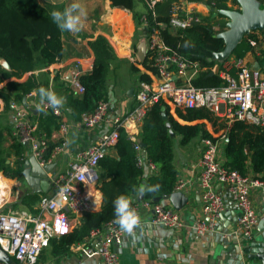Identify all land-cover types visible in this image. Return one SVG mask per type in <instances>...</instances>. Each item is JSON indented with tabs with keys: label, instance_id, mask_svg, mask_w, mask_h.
<instances>
[{
	"label": "built area",
	"instance_id": "1",
	"mask_svg": "<svg viewBox=\"0 0 264 264\" xmlns=\"http://www.w3.org/2000/svg\"><path fill=\"white\" fill-rule=\"evenodd\" d=\"M164 1L142 0L146 12L142 14L141 25L146 32L149 64L154 69L148 71L144 68L143 73L149 74L151 83L138 84L134 108L125 116L115 115L108 101L99 102L94 111L83 114L77 122L83 132L92 133L104 127L107 129L66 165L60 164V157L67 154L68 136L73 124L65 103L56 110L46 108V114H53L60 120L59 129L50 138L44 134H36L38 123L32 121L31 110L21 108L15 111L12 139L27 145L30 157L33 156L41 167L50 164H56V167L48 174L54 192L40 197L35 213L16 208L22 203L23 195L17 187V179L14 181L0 172V246L13 259L12 264H39L42 252L49 247L52 239L70 234L79 225L81 215L93 212L95 198L100 193V160L106 154L114 152L121 129L125 130L133 144L138 166L148 167L151 175L159 173V165L148 159L141 145L144 121L155 103L163 101L173 112L177 108H206L231 123L240 121L264 128V74L261 70L251 68L245 59L229 58L222 65L206 66L184 58L164 42L161 30H185L202 24L203 18L196 11L181 12L177 8L172 12L169 23L156 22L154 26H150L147 13L156 20L157 6ZM251 44L257 46L253 41ZM206 72L219 75L224 84L217 88L196 87L193 80ZM79 78L80 73L75 72L71 80V90L75 96L85 92ZM35 94L36 92L30 93L26 99L35 98ZM51 141L58 145L48 155ZM204 144L198 167L200 204L205 218L197 223V233L204 236L208 231L216 229L219 217L226 211L227 201L230 200L236 204L240 214L234 235L252 240L259 216L250 195L253 189H259L264 194V175L252 177L224 166L219 158L220 143L206 139ZM4 180L11 181L12 184H4ZM216 186L222 192H218ZM174 192L188 197V182L177 180ZM132 208L140 217V225L143 222L140 211L144 208L152 212L153 225L173 231L185 228L181 210H176L172 205L137 200ZM127 235L129 234L112 220L103 229L93 230L84 242L71 248L86 258L100 257L101 264H120L119 254L113 247L120 246ZM96 241L98 245L93 244Z\"/></svg>",
	"mask_w": 264,
	"mask_h": 264
},
{
	"label": "trees",
	"instance_id": "2",
	"mask_svg": "<svg viewBox=\"0 0 264 264\" xmlns=\"http://www.w3.org/2000/svg\"><path fill=\"white\" fill-rule=\"evenodd\" d=\"M109 1L113 8L129 11L137 26L140 25L142 15L136 11L137 0ZM173 1L165 0L157 6L158 18L156 20L147 13L150 26H154L156 22L169 23ZM229 1L233 6H239L236 0H208L207 5L217 10L233 9L227 5ZM258 1L264 8V0ZM53 10L63 12L64 7L59 4L45 6L41 0H0V84L13 78L20 80L27 74L48 68L64 59V37L68 32L61 31L53 23L50 16ZM217 18L224 17L213 18L210 13L209 16L203 18L202 24L177 32L166 28L161 30V36L168 46L191 62L198 61L206 66L222 65L224 62L209 63L207 61L208 58L225 48L224 40L215 37L225 30L219 33L215 31ZM251 41L257 46H253ZM89 46L94 53L95 62L90 73L80 75L79 80L85 92L79 96L73 95L72 92L65 96L68 116L73 122L80 121L83 114L94 111L99 102L109 100L108 76L114 62L120 61L115 49L104 36H98L90 41ZM257 47L261 48L257 50ZM249 53L254 54L259 63L264 62V31H254L246 36L230 59H244ZM3 62L8 63L11 69L7 70ZM142 65L148 71L154 70L149 64L148 57ZM133 69L139 73L136 86L140 82L151 83L152 79L149 74L142 73L134 67ZM193 84L198 88H217L224 84V80L219 75L206 72L199 74L193 80ZM41 87L51 89L48 81H39L33 74L23 82L9 81L5 87L0 89V98L6 104L5 111H12V103L15 101L22 103L30 93L38 94V89ZM163 106L167 107V121L162 117ZM175 114L185 124L175 119L171 114V108L165 102L159 101L150 108L144 121L141 140L146 144L144 151L148 159L160 167L157 175L145 176L146 166H138L132 142L128 139L125 130L119 131V139L114 152L106 154L99 163L101 210L85 213L79 225L70 234L52 239L49 247L53 256L69 254L71 247L84 242L93 230L103 229L106 224L115 220L113 200L117 196H127L133 207L141 193L144 194L145 201H154L174 193L178 180V172L174 163L175 137L181 138L182 145H187L196 138L218 142L223 135L216 138L208 128L211 127L216 134L227 129V120L216 116L206 108H177ZM31 117L38 121L36 133L38 136L44 134L50 138L53 132L60 127V120L53 114L41 112L37 116L31 113ZM167 124H170V128ZM171 131L175 137L171 136ZM8 139H11V145L6 148L5 144ZM223 141L224 160L222 162L224 166L238 170L244 175L248 174L250 168L264 175V128L236 121L232 123V128L227 131ZM57 145L58 143L51 141L47 154L49 155ZM28 152L27 145L12 139L10 127L6 130V134L5 131H0V172L5 176L10 179L23 180L24 164L28 159ZM39 200V194L24 193L22 195V205L32 213L37 212L35 207ZM44 254L45 251L42 252L40 258Z\"/></svg>",
	"mask_w": 264,
	"mask_h": 264
},
{
	"label": "crops",
	"instance_id": "3",
	"mask_svg": "<svg viewBox=\"0 0 264 264\" xmlns=\"http://www.w3.org/2000/svg\"><path fill=\"white\" fill-rule=\"evenodd\" d=\"M207 1L174 0L172 12L177 8L181 12L196 11L202 18H205L211 13L208 9ZM72 2L73 0H63L64 9ZM79 2L87 12L85 27L79 32H68L64 37V59L48 68L27 74L20 80L15 78L7 80L0 84V89L5 87L9 81L23 82L33 74L39 81H48L51 90L57 96L63 97L65 103V96L72 92L71 80L74 73L87 74L93 69L95 56L89 46V42L98 36H104L109 40L120 60L114 62L108 76V102H110L112 112L115 115L125 116L134 108L135 103L134 95L137 86L131 85V82L136 81V78H132L129 75L132 66L140 67V71L142 73L145 72L142 65L143 62L140 60L143 41H145L147 52L145 28L141 23L137 26L133 15L129 11L113 8L109 0H79ZM227 5L236 9V6H233L231 1L227 2ZM136 11L141 15L146 12L145 5L141 0L136 1ZM256 35L260 36V38L262 37L259 33H256ZM260 48L257 47V50ZM244 59L251 68H255L256 64L259 63L252 53H249ZM259 64L260 70L264 74V62ZM131 89H134L132 96L129 95ZM39 101L40 97L37 93L35 98L27 99L28 103H33L31 108L35 109H37L36 105ZM12 108L16 111L25 107L23 103L15 101L12 103ZM5 109L6 104L0 98V115ZM40 113L38 110V114H33L38 116ZM32 121L38 123L33 118ZM71 122L73 126L68 136L69 148L66 150L67 154L60 157V164L66 165L77 153L86 150L107 129L104 127L92 133H86L80 130L77 122L72 120ZM175 140L177 141V148H174V163L178 172V180H184L189 185L187 197L189 201L185 208L181 210L186 224L185 228L173 231L153 225L151 223L152 212L142 208L140 211L142 224L133 234L125 236L120 246L113 247L119 254L120 264H235L242 239L232 232L238 228L239 210L235 203L230 200L227 201L225 213H228L229 218L219 220L216 229L208 231L204 236L197 233V223L205 218L200 204V169L198 167L205 144L204 140L200 138L192 140L187 145H182L179 137H175ZM7 144H9L8 146L11 145V139H8ZM145 168V176H151L148 167ZM248 174L252 177L261 176V174L254 172L251 168ZM5 181L12 184L11 181ZM17 183L20 192L34 195L29 187L27 189L23 188V190L18 180ZM215 189L218 192H222V189L218 186ZM53 192L54 188H50L48 193L39 195L41 197ZM250 197L257 214H261L264 210V194L259 189H253ZM161 202L172 205L169 201ZM101 206L102 194L100 192L95 198V209L93 212L100 211ZM17 209L28 211L22 203ZM35 209H37V205ZM93 244L98 245L97 241ZM42 259L44 262H42ZM39 264H101V258L98 256L86 258L71 248L70 253L64 256H53L50 252L47 258L44 257L41 258V261L39 260Z\"/></svg>",
	"mask_w": 264,
	"mask_h": 264
},
{
	"label": "water",
	"instance_id": "4",
	"mask_svg": "<svg viewBox=\"0 0 264 264\" xmlns=\"http://www.w3.org/2000/svg\"><path fill=\"white\" fill-rule=\"evenodd\" d=\"M239 4L238 9H223L217 10L211 6L208 9L211 11L213 18L222 16L228 20L227 29L215 37L223 39L225 48L219 53H215L212 57L208 58L209 63L223 62L228 60L238 45L244 40L246 36L254 31H264V8L261 7V2L258 0H236ZM143 48L140 52L141 61L144 62L147 58L146 44L143 41ZM3 66L10 70L11 67L8 63L3 62ZM256 70H260V64L257 63ZM211 75H213L211 73ZM134 94V89H131L129 95ZM132 96V95H131ZM25 108H28L34 114H38V110L31 108L33 103H28L24 98L22 101ZM162 117L165 121L168 120L167 107H162ZM170 128V124H167ZM171 136L175 134L171 131ZM143 148H146L145 143H141ZM103 151H106L105 149ZM56 164L46 165L41 167L38 161L33 157H29L25 161L23 177L26 179L28 187L32 194L48 193L51 184L48 179V174L53 172ZM144 194L141 193L138 201H144ZM156 203L161 201H169L176 210H182L188 204L189 199L180 192H174L171 195H166L163 198L154 200ZM81 215L80 217H82ZM259 216V223L256 228V233L252 240L242 239L241 246L238 252V257L235 264H264V210ZM228 213H222L219 220L228 219ZM240 218V216H239ZM218 226V224H217ZM234 233V231L232 232ZM13 259L7 254L6 251L0 246V264H12Z\"/></svg>",
	"mask_w": 264,
	"mask_h": 264
},
{
	"label": "clouds",
	"instance_id": "5",
	"mask_svg": "<svg viewBox=\"0 0 264 264\" xmlns=\"http://www.w3.org/2000/svg\"><path fill=\"white\" fill-rule=\"evenodd\" d=\"M50 16L53 23L61 31L75 33L84 29L87 12L79 0H73L63 12L53 10ZM38 94L40 103L36 107L39 111L45 112V114L47 107L56 110L64 104L63 97L57 96L51 89L41 87L38 89ZM113 209L114 222L119 225L122 231L133 234L134 229L140 225V217L135 209L132 208L131 200L125 195H119L113 200Z\"/></svg>",
	"mask_w": 264,
	"mask_h": 264
},
{
	"label": "rangeland",
	"instance_id": "6",
	"mask_svg": "<svg viewBox=\"0 0 264 264\" xmlns=\"http://www.w3.org/2000/svg\"><path fill=\"white\" fill-rule=\"evenodd\" d=\"M41 2H42V4L43 5H45V6H51V5H55V4H59V5H63V0H41ZM239 8V6H236V9H238ZM225 25H227V20L225 19V18H217V20H216V22H215V31L217 32V33H219L221 30H226L227 29V26L225 27ZM224 30V31H225ZM221 33V32H220ZM137 64V63H136ZM134 68H136V69H138L139 71L141 70L140 69V67H135V66H133ZM133 67H132V69H131V72H130V76L132 77V78H136L135 80L136 81H132L131 82V85H133V86H136V83H137V81L139 80V73L136 71V70H134L133 69ZM141 72V71H140ZM130 85V86H131ZM171 114L175 117V119H178V118H176L177 116H176V114H175V111L173 112V110L171 111ZM14 115H15V111L14 110H12V111H4V112H2L1 113V115H0V131H5L6 132V130H8V128H9V126H10V129H12L13 128V117H14ZM225 120H227V119H225ZM178 121L181 123V124H185V122H183L182 120H179L178 119ZM10 122H11V124H10ZM195 123H200V122H195ZM194 123V124H195ZM226 123H227V129L226 130H223V131H221L220 133H214V131H213V129L211 128V127H209L208 128V130L213 134V136L214 137H216V138H218V137H220L221 135H223V137H222V139H220L218 142L220 143V145H221V149H220V154H219V158H220V160L221 161H223V159H222V157H223V150H222V146H223V140L225 139V137H226V135H227V131L228 130H231V128H232V123L229 121V120H227L226 121ZM9 144H5V146H6V148L7 147H9L8 146ZM174 148H177V141L175 140V143H174ZM30 155H31V153H30V149H29V152H28V155H27V158L29 159V157H30ZM14 181H15V179H14ZM19 182H20V184H21V186H22V189L23 188H25V189H27V187H28V184H27V182H26V179L25 178H23V180H18ZM24 190V189H23ZM26 191V190H25ZM50 247L49 248H47L46 249V251H45V256L44 255H42V257L41 258H44V257H46L47 258V256L50 254ZM41 258H40V261H41ZM42 262H44L43 261V259H42Z\"/></svg>",
	"mask_w": 264,
	"mask_h": 264
},
{
	"label": "bare ground",
	"instance_id": "7",
	"mask_svg": "<svg viewBox=\"0 0 264 264\" xmlns=\"http://www.w3.org/2000/svg\"><path fill=\"white\" fill-rule=\"evenodd\" d=\"M4 184H8L9 186L11 185V183L7 182V181H3Z\"/></svg>",
	"mask_w": 264,
	"mask_h": 264
}]
</instances>
